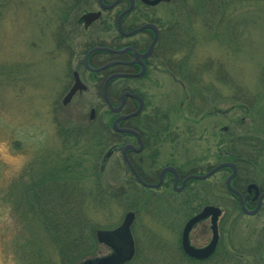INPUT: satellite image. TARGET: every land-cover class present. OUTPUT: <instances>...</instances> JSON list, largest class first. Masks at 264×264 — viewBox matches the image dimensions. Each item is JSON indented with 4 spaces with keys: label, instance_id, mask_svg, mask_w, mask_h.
Masks as SVG:
<instances>
[{
    "label": "rangeland",
    "instance_id": "rangeland-1",
    "mask_svg": "<svg viewBox=\"0 0 264 264\" xmlns=\"http://www.w3.org/2000/svg\"><path fill=\"white\" fill-rule=\"evenodd\" d=\"M175 5L158 9L163 12L161 25L175 33L170 57L185 62L186 74L178 64L168 65L174 77L163 75L162 88L150 91L163 96L160 106L167 109L162 119L167 130L177 133V145L171 149L166 144L153 166L159 167L172 152L181 155L176 161L183 170L204 173L221 162L233 138H241L242 152L252 159L250 177L264 187V0H180ZM50 15V0H0V264H46L41 256L47 264H59L29 201L41 175L60 170L55 166L78 163L69 175L88 191H95L97 182L105 194L120 196L128 188L129 175L118 155L104 157L95 129L78 128L88 120L92 97L86 96L77 112L53 109ZM65 115L64 123L58 117ZM65 126L70 130L62 133ZM227 174L220 168L191 180L181 191L170 185L138 187L147 200L136 203V209H128L127 201L136 196L130 192L127 200L107 197L96 207L91 202L86 213L98 228H112L132 210L138 248L171 252L187 219L203 205H216L222 209L219 243L200 264H264V198L253 215L233 207L223 188ZM210 236L208 219L190 232L195 246L206 244ZM158 257L159 264L171 260Z\"/></svg>",
    "mask_w": 264,
    "mask_h": 264
},
{
    "label": "flooded vegetation",
    "instance_id": "flooded-vegetation-1",
    "mask_svg": "<svg viewBox=\"0 0 264 264\" xmlns=\"http://www.w3.org/2000/svg\"><path fill=\"white\" fill-rule=\"evenodd\" d=\"M50 1L48 51L54 80L53 109L62 114L77 112L86 96L92 97L88 120L78 128L92 126L102 150L105 148L104 157L118 155L129 175L128 185L141 190L170 185L172 190L181 191L193 180L188 178L183 184L184 179L199 173L183 170L176 161L181 155L172 152L159 167L153 166L157 156L165 154L166 144L171 149L177 145V133L172 127L167 130L168 124L162 119L167 109L165 104L160 106L163 96L150 91L151 87L162 88L163 75L174 77L168 65L186 74L185 62L177 60L178 64L170 57L175 33L170 26L161 25L163 12L158 9L180 0ZM120 105L117 111L112 109ZM66 116L64 120L58 118L65 123ZM68 130L65 126L61 131ZM247 187L246 194L241 193L244 203L254 202L255 206L259 195L254 197L253 188L248 191ZM219 239L220 235L218 243ZM99 246L98 254L112 252L106 245Z\"/></svg>",
    "mask_w": 264,
    "mask_h": 264
},
{
    "label": "trees",
    "instance_id": "trees-1",
    "mask_svg": "<svg viewBox=\"0 0 264 264\" xmlns=\"http://www.w3.org/2000/svg\"><path fill=\"white\" fill-rule=\"evenodd\" d=\"M173 47L175 46H171V50ZM240 140L241 138H233L230 151L222 154L221 161L234 162L236 164L237 170L232 179V186L244 195L246 194V185L253 181L252 177H250L251 172L248 165L252 159L249 158L248 153L242 152L244 145ZM63 164L55 166L60 170L56 172L54 169L53 175L51 171L47 172L49 173L47 175H45L46 173L41 175V182L38 186H33V192L31 191L32 188L30 189L32 194L29 201L33 202L30 210L43 223L42 227L57 253L59 264H77L83 259L97 254L98 242L94 230L98 228V225L86 213V207H88L89 203L93 202V205L96 207V205L102 203V199H106L107 197L110 199L114 196L116 199L122 196L123 199L127 200L130 192H134L135 198L127 202H129L128 209H136L134 205L136 203L140 204L144 199L147 200V197H144L140 190L131 185H128L129 189L125 188L122 191L124 193L120 194V196L118 194H105V189L98 182L95 185V191H88L80 185L77 177L70 176L72 173L69 170L78 163L72 161ZM225 169L229 171L228 167H225ZM60 172H65V174H60ZM54 181L59 183H55ZM258 187L260 191H264L262 185H258ZM223 188L229 194V199L232 200L231 204H234L233 207L237 206L241 211L237 196L230 192L225 184ZM245 204L248 208L254 207V202L245 201ZM140 249L138 248V244L136 245L135 243L134 255L125 264H159L158 256L170 257L171 260L168 264H200L203 261L188 257L182 251L179 242L175 249L173 247L169 248L171 252L166 251L168 249L165 247L153 252L146 248ZM173 250L176 251L173 252ZM40 259L47 264L43 256ZM160 263L164 264V261ZM39 264H41V261Z\"/></svg>",
    "mask_w": 264,
    "mask_h": 264
},
{
    "label": "water",
    "instance_id": "water-1",
    "mask_svg": "<svg viewBox=\"0 0 264 264\" xmlns=\"http://www.w3.org/2000/svg\"><path fill=\"white\" fill-rule=\"evenodd\" d=\"M154 1H157V0H154ZM145 26L146 25H143L139 29ZM120 107L121 105L118 108H112V109H114V111H117ZM137 111H139V108ZM122 117L125 118V117H128V115L121 116L120 118ZM118 119L119 118H117V120ZM224 166H228L231 169L230 174L225 179L226 187L238 197L241 210L245 214L253 215L259 208L260 201L264 197V191L259 193V190L256 184L254 183L248 184V187H247L248 191H250V189L253 188L254 197L258 195L259 196H258V201L255 207L251 210L247 209L244 204V200H243L241 193L231 185V180L236 173V166L232 162H221L213 166L208 172L204 174L190 175L184 179L183 184L188 178H194V179L206 178L209 175H211L213 172H215L216 170ZM220 214H221L220 207L216 205H212V204H207V205H204L200 209V211H198L197 213L193 214L190 218H188L181 232V247L188 256L195 258V259H205L212 254V252L215 249L217 240H218L217 219ZM133 218H134V213L127 212L124 215L121 223L115 228L96 230L97 240L100 243H104L107 246H109L112 249V252L104 256L85 259L78 264H124L125 262L129 261L134 254V242H133V237L130 231V225L133 221ZM206 218H209L210 220L211 238L206 245L202 247H195L191 245L189 242V232L197 222L203 219H206Z\"/></svg>",
    "mask_w": 264,
    "mask_h": 264
}]
</instances>
